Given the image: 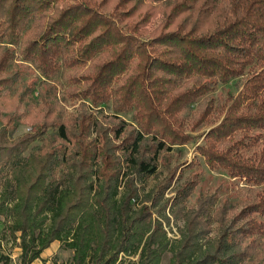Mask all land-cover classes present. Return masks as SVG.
Instances as JSON below:
<instances>
[{"label":"trees","instance_id":"trees-1","mask_svg":"<svg viewBox=\"0 0 264 264\" xmlns=\"http://www.w3.org/2000/svg\"><path fill=\"white\" fill-rule=\"evenodd\" d=\"M127 1L104 12L105 0H0V115L11 121L4 97L20 103L31 87L14 88L18 60L46 85L32 82L33 131L12 139L0 128V216L21 264L54 240L73 251L65 264H160L164 252L168 264H264V0H202L187 29L169 27L187 0L150 26ZM241 79L224 99L210 94ZM50 84L92 110L67 116ZM208 122L204 163L260 189L240 191L235 211L216 191L188 204L198 173L171 197L170 181L141 188L190 140L186 126Z\"/></svg>","mask_w":264,"mask_h":264},{"label":"rangeland","instance_id":"rangeland-1","mask_svg":"<svg viewBox=\"0 0 264 264\" xmlns=\"http://www.w3.org/2000/svg\"><path fill=\"white\" fill-rule=\"evenodd\" d=\"M118 0H105V3L102 7L104 12L109 11L114 3ZM181 0H128L125 3L126 7L136 6V16L140 17L145 15L151 19V23H158L166 16L173 5ZM220 2V1H219ZM205 11L202 8V0H187V4L181 9H176L171 16V24L170 28H175L178 24H181L185 29H187L191 23L196 19L197 16H204ZM18 69L21 71V78L19 82L15 85L14 88H18L22 85L33 86V81H36V85L40 88H45L46 85H39L40 79L42 77L33 69L27 61L18 60ZM242 79L241 80H231L227 83H219L217 89L210 93L213 96H220L221 99H224L227 92L230 91L232 93H236L238 89L241 88ZM31 87L25 90L23 94V98L20 103H18L14 98H11V94L8 97H4L8 106H6V110L10 111V108L13 105L15 112H11L10 114L11 121L7 122V118L0 115V128L1 125L4 124L9 134L10 138L17 139L23 136L26 132L33 131L35 125L33 122L37 118L39 113L38 105L40 99L38 98V91L36 90L33 94L31 92ZM52 90H56V94L60 99V103H62V108L67 114V116L71 117L73 115L78 114L81 110L87 109L90 106L87 105L80 97H73L67 94L60 86H54L50 84ZM74 87V86H72ZM87 102V101H86ZM84 103V105H83ZM103 112H109L111 109L107 106H104ZM94 113V112H93ZM99 118L101 117V113H94ZM121 116L126 120H129L131 117V112L121 113ZM222 115L219 118L213 117L211 122H217L221 119ZM202 123L198 127L190 129L186 126L185 130L191 136L190 140L183 144H174L172 149L167 153L168 158L164 157L158 164L157 171L150 177L146 179V181L141 185V188L149 189L151 187H156L157 185H161L164 182L170 181L167 188H165L164 197H171L175 194V188L179 185V183L183 182L185 177L193 176V173H198L196 176V185L193 188L191 196L188 198V204L193 205L195 203V198L198 193H209L216 191L217 199H230L229 201L234 202L237 207L235 211L238 210L242 205V202H239L240 194L247 187L260 189V186L251 185L245 182L244 179H240L237 177H231L225 169L220 167L209 168L203 160V155L198 151L197 146L201 145L205 142V134L209 130L210 127L213 126L214 123ZM9 123V124H7ZM51 130L49 129L48 132ZM49 135L46 134V136ZM57 142H60L59 140ZM41 143L40 139L33 141L28 147L27 150L23 153L27 155L29 152L33 151L39 144ZM167 160V161H166ZM169 164V165H168ZM170 169V170H169ZM241 191V192H240ZM243 196V195H242ZM178 224H181V220L177 221ZM172 230L169 232V235L172 236V232L176 230L175 223L171 221ZM212 231L214 232L216 229V222H212ZM18 233L16 236H13L8 232L7 229V220L0 216V264H21L20 262V246H19V238ZM72 249L64 248L59 240L52 241L48 247L42 250L39 258L33 260L30 264H65L72 256ZM170 253L164 252L160 264H168ZM126 263V262H125Z\"/></svg>","mask_w":264,"mask_h":264}]
</instances>
